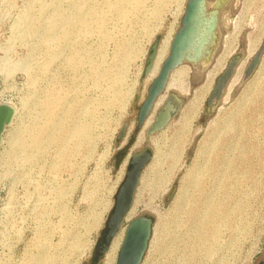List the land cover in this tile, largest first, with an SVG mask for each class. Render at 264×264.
<instances>
[{
	"label": "rangeland",
	"instance_id": "374dc122",
	"mask_svg": "<svg viewBox=\"0 0 264 264\" xmlns=\"http://www.w3.org/2000/svg\"><path fill=\"white\" fill-rule=\"evenodd\" d=\"M187 1L0 0V104L15 110L0 146V264H105L99 252L125 162L145 145L153 160L132 218L154 221L143 264L264 260V54L205 113L217 63L262 46L264 0H229L213 61L201 75L184 66L158 107L173 94L179 113L137 143L154 79L143 76L147 54L157 36L161 44L176 34ZM55 101L64 107L46 114ZM50 119L63 129L51 127L39 151L34 132Z\"/></svg>",
	"mask_w": 264,
	"mask_h": 264
},
{
	"label": "water",
	"instance_id": "95a60500",
	"mask_svg": "<svg viewBox=\"0 0 264 264\" xmlns=\"http://www.w3.org/2000/svg\"><path fill=\"white\" fill-rule=\"evenodd\" d=\"M214 1V2H213ZM188 0L184 14L180 21V27L173 37L169 55L163 62L158 76L148 88V94L140 107L138 114V132L155 111L159 98L165 94L169 78L173 71L182 65L208 67L214 59L221 42V16L227 7L229 0ZM161 36H157L152 44L147 58L143 76L147 77L155 64ZM264 54V42L256 52L244 70L243 81H247L256 71ZM243 54L233 55L226 68L217 78L212 92L206 101L205 113L208 115L215 110L226 88L228 87ZM181 100L171 94L163 106L156 111L154 122L146 130V142L153 135L164 130L177 116L181 108ZM15 110L8 104H0V146L5 129L12 123ZM128 131L125 124L117 138L121 142ZM153 160V150L145 147L129 158L125 179L115 197V205L107 222L103 236V246L100 248V256L108 251L113 238L119 233L127 214L133 207L136 192L141 182L143 171ZM154 221L149 215H141L129 222L124 240L118 253L116 264H142L148 251L153 235ZM264 264V260L259 263Z\"/></svg>",
	"mask_w": 264,
	"mask_h": 264
},
{
	"label": "bare ground",
	"instance_id": "6f19581e",
	"mask_svg": "<svg viewBox=\"0 0 264 264\" xmlns=\"http://www.w3.org/2000/svg\"><path fill=\"white\" fill-rule=\"evenodd\" d=\"M237 2V1H236ZM185 11V10H184ZM223 18V17H222ZM222 18H221V22H222ZM173 37H174V35L173 36H168V38H166L165 40H163L162 41V43L160 44V46H159V50H158V54H157V58H156V61H155V64H154V66H153V69L151 70V72H150V77L151 78H156L157 76H158V74H159V71H160V68H161V66H162V64H163V62L166 60V55H167V53H168V51H170V46H171V43H172V40H173ZM256 54V50H254V51H252L251 53H249V56H248V58L247 59H245L244 61L243 60H241V63L239 64V66H238V68L236 69V71H235V73H234V75H233V77H232V79H231V81H230V83H229V85H228V87L226 88V90H225V92H224V94H223V96H222V98H221V100H220V102L217 104V106L216 107H218V105L219 104H222L223 102H225L226 100H227V96H228V94L231 92V90L234 88V86H235V84L237 83V80H239L240 78H241V80H242V77L244 76V69L247 67V65L249 64V62H250V60L253 58V56ZM248 55V54H247ZM243 59V58H242ZM229 62V61H228ZM228 62H227V64H228ZM227 64L225 63H223V64H221L220 62H218L217 63V66H219L220 67V70L221 71H224V69L226 68L225 66H227ZM185 65H187V64H185ZM185 65H182L181 67H179V68H177L175 71H173V73L171 74V76H170V78H169V81H168V85H167V90H166V92H168L170 89H173L174 88V86H173V81H174V78H175V76L177 75V74H179L180 73V71H182V69L183 68H185L184 66ZM188 67V66H187ZM10 68V67H9ZM12 68V67H11ZM207 67H205L203 64L202 65H200L198 68L197 67H195L194 69H195V71H197V73L199 72L200 73V75L203 73V71L206 69ZM184 70V69H183ZM188 71V70H187ZM1 72H3V67H1L0 66V73ZM184 73H185V71H184ZM242 73H243V76H242ZM188 74H190V73H188ZM220 76V75H219ZM208 77V76H207ZM153 79V80H154ZM217 80V79H216ZM216 80H215V82H216ZM178 81V80H177ZM175 83H176V81H175ZM177 84V83H176ZM215 85V84H214ZM175 89V88H174ZM182 88H179V91H180V93L183 91V89L181 90ZM213 90V89H212ZM165 92V93H166ZM212 92V91H211ZM210 92V93H211ZM230 95V94H229ZM164 99H165V94H163L160 98H159V100L157 101V103H156V106H155V111L152 113V115H151V117H149V119L146 121V123H145V125L143 126V128L140 130V133H139V136H138V140L139 141H137V143H139L140 142V140H141V137H142V135H143V133H144V130H145V132H146V130L151 126V124L154 122V119H155V114H156V111L158 110V107H160L161 106V104L163 103V101H164ZM63 104H64V102L63 101H55L54 103H52V104H48L47 103V105H48V112H46V114H52L53 115V113H55V111L56 110H58L61 106L62 107H64L63 106ZM215 107V108H216ZM46 108H47V106H46ZM47 119H49V118H47ZM63 122V121H62ZM61 122V120H52V119H50V120H48L45 124H44V126L43 127H39L38 128V130H37V132L35 133L34 132V134H35V139H34V141H35V145H36V147L37 148H39V151H40V149H42L43 148V146H42V144H41V142H42V140H43V137L49 132V130H50V128L51 127H53L54 125H56V126H58V127H60V128H58V129H56L55 128V132H57V131H62V127L64 126V124H61L62 123ZM86 133V128L85 127H81L80 128V130L78 131V134L79 135H84ZM36 148V149H37ZM63 152V151H62ZM60 153H61V151H60ZM61 156H63L64 155V153L63 154H60ZM130 156H131V154H129V156H128V158H127V160H126V162H125V166H128V162H129V158H130ZM54 170V169H53ZM140 184H141V182H140ZM226 200V199H225ZM218 201V203H219V200H217ZM231 201V200H230ZM223 202V201H222ZM226 202V201H225ZM214 203V202H213ZM229 203V202H228ZM137 206H138V201L137 200H135L134 201V204H133V207H132V209L130 210V212L127 214V216H126V221H131L132 220V218H133V216L135 215V210H136V208H137ZM209 206H210V204H209ZM213 206V205H212ZM219 206V205H218ZM205 208V207H204ZM208 208V207H207ZM212 209V208H211ZM245 210V209H244ZM205 211V210H204ZM214 211V210H213ZM241 212L242 210H238V212ZM206 212V211H205ZM208 212V211H207ZM214 212H216V210L214 211ZM218 213H219V211H218ZM205 214V213H204ZM227 214V213H226ZM243 214H245V213H243ZM209 214L207 213V216H208ZM228 215H230V214H228ZM232 215V214H231ZM201 216V215H200ZM217 217V219L219 218L218 216L219 215H216ZM224 216V215H223ZM233 216V215H232ZM231 216V217H232ZM210 217V216H209ZM215 217V216H214ZM222 217V216H221ZM225 218V217H224ZM135 219V218H134ZM216 219V220H217ZM215 220V221H216ZM219 221L221 220V218L220 219H218ZM223 220V219H222ZM214 221V223H212V224H214L215 225V223L217 222H215ZM221 222V221H220ZM218 224V223H217ZM216 224V225H217ZM220 224V223H219ZM213 226V225H212ZM218 226V225H217ZM126 228L127 227H122L121 229H120V231H119V233L113 238V240H112V242H111V245H110V247H109V249H108V251L105 253V258H104V260H105V264H116V257L113 259L112 258V256H113V254H117V257H118V253H119V250H120V248H121V245H122V242H123V240H124V237H125V233H126ZM194 228V227H193ZM212 228V227H211ZM214 228V227H213ZM213 232V231H212ZM152 238H153V235H152ZM152 238H151V240H152ZM121 242V243H120ZM151 242V241H150ZM78 248V247H77ZM118 252V253H117ZM116 254H115V256H116ZM34 262V261H33ZM32 262V263H33ZM142 264H143V262H142Z\"/></svg>",
	"mask_w": 264,
	"mask_h": 264
}]
</instances>
